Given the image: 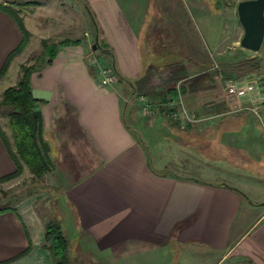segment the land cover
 Instances as JSON below:
<instances>
[{"label": "crops", "instance_id": "0c3cea01", "mask_svg": "<svg viewBox=\"0 0 264 264\" xmlns=\"http://www.w3.org/2000/svg\"><path fill=\"white\" fill-rule=\"evenodd\" d=\"M86 1L103 52L90 38L59 45L30 78L54 165L43 180L59 200L44 202L43 213L28 196L0 212V264H54L43 246L51 207L72 241L70 258L80 256L81 264H264V187L240 188L264 182V125L247 109L225 113L245 100L223 91L227 79L254 72L235 64L226 73L198 62L155 66L143 48L166 31L157 18L163 0ZM211 1L230 8V34L213 23ZM239 1L193 0L208 18L200 32L215 52H254L240 46ZM21 38L0 11V67ZM15 58L0 93L16 82ZM101 60L115 67L111 85H100ZM170 87L176 95L163 102ZM254 96L264 119V91ZM183 109L194 121L182 124ZM14 169L0 136V177Z\"/></svg>", "mask_w": 264, "mask_h": 264}, {"label": "rangeland", "instance_id": "374dc122", "mask_svg": "<svg viewBox=\"0 0 264 264\" xmlns=\"http://www.w3.org/2000/svg\"><path fill=\"white\" fill-rule=\"evenodd\" d=\"M154 1H156L154 3H157V0ZM24 2H31V4L22 5L21 3ZM84 2L87 3L86 0H0V5L12 9L23 21L29 32L26 45L8 64L9 67L12 60L17 57L15 58L17 59L16 63L13 64L17 71V79L21 64H33L36 57L42 55L43 47L41 41L44 39L48 43H57L64 39L81 41L90 38L91 44L95 43L96 36H98L96 25L87 11ZM162 3L163 7L158 9L162 15L157 18L161 19L160 23L165 26L166 31L162 34H156L150 46L144 44L143 56L145 59H150L155 66L162 65L164 67L180 63L188 65L189 63H193L194 65V63L198 62L199 66L206 64L210 66L213 65L224 73H226V69L230 68V64H235L240 66V69L244 72H254L255 76L249 80L244 77L233 76V80L240 82L256 80L258 86L264 85V78L257 77L259 73L261 75L264 73V66L262 60H260L264 55V47H261V50L257 52H247V54L240 57L237 53L230 52L228 49L224 48L215 52V50L211 49L205 32H200V28L207 23L208 18L196 11L193 0H163ZM211 3L215 7L209 5L208 8H213V13L218 14V18L213 21V23L217 25L219 29L221 28L223 33L230 34L232 32V15L229 10L230 8H224L220 4L216 6L215 1H211ZM154 8L156 12L157 7ZM0 11L8 14L14 20L22 36V32L15 19L2 9H0ZM99 41L101 42L102 40L99 39ZM93 50H96L98 54L103 52L102 49L97 48V46ZM221 52L225 54L222 56ZM101 61L103 64L101 66L112 68L111 63L104 60ZM8 67L0 79L5 75ZM8 80V76L1 79L0 87L6 84ZM123 83L126 84L124 81ZM7 109L8 108L0 107V127L11 139V131L7 123V118L3 114ZM189 117L191 118L190 120L186 119L184 116L181 117L183 125L194 121L192 115H189ZM259 119L264 125L263 117L256 118V120ZM10 141H12V139ZM171 146L173 148L174 145ZM183 174L191 176L189 171H185ZM47 180L51 181L50 177H48ZM43 181L44 183H36L35 178H33L29 169L24 165V169L19 176L8 181L0 182V204L2 206H8L14 204V201L24 199L28 196L33 198L36 197L38 208L44 213V211H46L45 204L47 201L50 200L49 203L53 202L57 204L59 197L57 193L54 191L52 192L47 186L48 184H46L45 180ZM240 186H242L240 188H245L244 190L246 193L260 192L262 187H264V182H259L258 180L251 181V185ZM250 187L252 189H250ZM30 191H33V193ZM256 196H259V194H256ZM50 197L51 199H49ZM51 208L53 209V207ZM52 212L50 214H52ZM47 214H49V211H47ZM68 240L69 246L72 247L71 239L68 238ZM75 252H77V248ZM69 262L70 264H81L82 259L77 255L74 259L69 257Z\"/></svg>", "mask_w": 264, "mask_h": 264}, {"label": "trees", "instance_id": "16d2710c", "mask_svg": "<svg viewBox=\"0 0 264 264\" xmlns=\"http://www.w3.org/2000/svg\"><path fill=\"white\" fill-rule=\"evenodd\" d=\"M21 4H31V2H24ZM84 4L90 16L92 17L94 24L96 25V32L99 35L98 26L94 14L89 5L86 2H84ZM0 9L9 13L15 19L22 32L21 41L12 51L8 53L0 68L1 77L6 71L10 60L26 45L29 37V32L26 29L23 21L18 17V15H16V13L12 9L2 5H0ZM76 42H78V40L64 39L57 43H48L45 39L42 40V55L37 56L33 64H21L19 76L16 83L6 87L2 92L0 96V107L8 108L3 112V114L7 118V123L11 131L12 141L8 139L6 133L1 129V127L0 136L2 137L4 145L6 146L8 152L12 157V160L15 164V169L9 174L1 176L0 182L8 181L19 176L22 173L25 165L29 169L33 178H35L36 183H44L43 179L48 173V170L41 160V157L31 135V112L35 109L36 105L40 101L36 99L32 94L30 78L37 67L49 64L52 61V58L54 57L56 49L59 45ZM97 47L104 48L102 47L99 38ZM113 67L114 65L112 64V68ZM126 80L128 82H131L129 79ZM174 95H176V88L170 87L166 89L165 93L161 97L163 102H166V96ZM31 193H33V191ZM9 209L14 210L12 207H9L7 205L2 206L0 204V212ZM51 212L52 214H50ZM43 246L49 248L54 264H70L69 241L65 237L62 223L54 207L53 209H49L48 219L44 222Z\"/></svg>", "mask_w": 264, "mask_h": 264}, {"label": "water", "instance_id": "95a60500", "mask_svg": "<svg viewBox=\"0 0 264 264\" xmlns=\"http://www.w3.org/2000/svg\"><path fill=\"white\" fill-rule=\"evenodd\" d=\"M237 17L243 28V35L240 39V46L257 52L260 50L264 41V0H241L236 6ZM98 37L92 49L97 46ZM33 142L39 152L47 170L54 168L50 157V145L43 137V122L40 109H34L31 112Z\"/></svg>", "mask_w": 264, "mask_h": 264}, {"label": "built area", "instance_id": "2783aa9c", "mask_svg": "<svg viewBox=\"0 0 264 264\" xmlns=\"http://www.w3.org/2000/svg\"><path fill=\"white\" fill-rule=\"evenodd\" d=\"M96 63V61H94ZM98 74H99V82L102 86H108L114 83L117 80V74L113 68H107L106 66H98ZM223 91L226 97L231 98L233 100H241L244 99L245 101L242 103L234 104L229 111L225 113L237 112L241 110H249L257 117H260V105L257 103V99H255L254 95L257 93L261 94L264 91V85L261 86L257 84V81H235L233 79H227L224 82ZM261 102L264 101V97L261 96ZM145 108V107H144ZM183 116L190 120L189 114L185 109L182 110ZM171 117L173 121L178 119V112L172 111Z\"/></svg>", "mask_w": 264, "mask_h": 264}]
</instances>
